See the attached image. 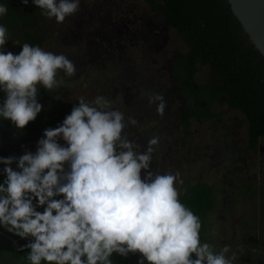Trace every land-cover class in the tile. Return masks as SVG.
<instances>
[{
  "label": "clouds",
  "instance_id": "1",
  "mask_svg": "<svg viewBox=\"0 0 264 264\" xmlns=\"http://www.w3.org/2000/svg\"><path fill=\"white\" fill-rule=\"evenodd\" d=\"M79 3L31 0L56 23ZM7 11L0 4V16ZM6 41L0 24V120L19 131L42 110L39 89L58 87L59 71L73 77L77 69L65 55L37 45L6 52ZM148 103L163 115L161 94ZM136 124L102 95L91 102L81 97L56 127L43 130L35 151L0 156V230L26 241L18 248L27 249V264H114V254L136 255V264H233L229 246L215 251L201 241L199 216L178 198L179 173L151 171L159 138L148 139L143 151L128 139L125 129Z\"/></svg>",
  "mask_w": 264,
  "mask_h": 264
},
{
  "label": "flooded vegetation",
  "instance_id": "2",
  "mask_svg": "<svg viewBox=\"0 0 264 264\" xmlns=\"http://www.w3.org/2000/svg\"><path fill=\"white\" fill-rule=\"evenodd\" d=\"M14 2L16 5H12ZM0 4L8 7L6 15L0 16V24L7 29L4 51L18 54L21 50L20 46L24 43L30 44V36L40 40L45 38L56 40L55 46L60 51L58 48L53 49V45L50 44L49 52L57 51L72 61L77 69L75 77L80 74H85L87 77L99 76L97 80L101 79L104 83L102 86L104 89L101 90L103 95L110 96L112 101L115 100L119 104H130L129 110L123 113L126 119L129 116L135 118L137 124L126 128L125 133L129 140L138 145L137 151H143L148 139L153 136L159 138L151 162L153 173H168L167 163L169 161L168 164H170L174 155L182 159L181 151L176 152L169 145L173 133L180 132L183 148L192 133L193 122L209 120L213 126L217 125L223 130V135L219 136L222 142L218 141V146L213 147L209 155L205 152L201 160L206 157L208 164L223 177L229 172L238 178L255 180L256 173L261 167L263 183L264 165L261 164L264 161V138L259 139L255 147L249 145L248 122L242 112L230 108L222 101L221 103H225L228 107L226 112L236 110L244 117V119L238 118L237 115L233 118L229 117L230 123L226 126L222 118L223 113L212 110V104L215 103L213 102L211 111L215 114L214 117L198 119L191 117L187 124L183 123L182 110L186 109L192 98H185L182 94L174 68L181 65L188 47L179 32L157 10L156 0H80L78 11L66 17L62 23H56L54 18H45L41 15V10L31 3L25 6L20 3V0H0ZM11 42H16L18 47L11 49L9 47ZM141 63H146L143 69H141ZM140 70L148 72V76L142 78ZM87 77L86 81H88ZM208 78L199 83H204ZM60 79L57 78V80ZM130 88L133 89L129 91ZM52 90L41 89V93L38 92V102L42 98L51 97ZM44 92L47 93L44 94ZM153 94H161L164 98L163 115L157 114L155 103H148V97ZM4 98V94L0 93V102ZM54 104H58L56 99ZM42 114L40 112L36 119L31 121L32 124H29L35 126V129L27 128L28 132L29 130L33 132L31 135L40 130L41 127L38 124ZM56 116L50 113L47 118L42 119V121L47 119L49 122L48 126L44 122L46 125L44 129L59 122ZM244 120L245 127H243ZM8 125H11L10 121L0 120V135L12 134L15 131ZM20 131H24V128ZM6 143L7 141L1 146V150ZM23 145L27 150L33 148L28 138ZM7 148L4 147V149ZM199 181L205 182L197 180L194 183ZM187 184L189 183L185 182L180 190ZM7 241L9 246V240ZM241 245L233 246V250H236L235 260L244 264L259 262V257L262 256L257 255L259 253H256L255 240L252 237L249 243L245 242ZM0 247L2 248L0 258H2L3 250L7 247L3 244H0ZM244 252L255 253V259L251 257L250 260L248 255L245 258ZM131 256L136 264V255H129L126 262L131 260ZM226 256L229 257V254Z\"/></svg>",
  "mask_w": 264,
  "mask_h": 264
},
{
  "label": "rangeland",
  "instance_id": "3",
  "mask_svg": "<svg viewBox=\"0 0 264 264\" xmlns=\"http://www.w3.org/2000/svg\"><path fill=\"white\" fill-rule=\"evenodd\" d=\"M29 3H31V0ZM12 5H16V2L12 3ZM30 12L32 13L31 10ZM29 43L30 45L40 46L45 51H49V47H51L50 44L53 45V49L58 48L55 46L57 43L56 40L53 41L52 39L45 38L40 40L30 36ZM177 43L178 42H176V44ZM9 47L15 49L18 45L16 42H11ZM180 47H182V45H180ZM58 51H60L59 48ZM54 54H59V52L56 51ZM132 55L134 56V54ZM144 65H146V63L140 64V66H142L141 69H143ZM139 73L142 78L149 74L142 70H140ZM209 73L208 66L200 67L195 75L196 82H202L207 77H210L211 75ZM86 77L85 74H80L76 77H67L62 72H58L57 78H61L60 80H62L63 83L52 90L51 97L39 100V103L42 105V119L44 117L47 118L50 113H54L55 116L57 115L56 120H59V122L57 121L55 124L50 125L49 128L56 127L63 118L70 113L71 108L78 104L81 97H83L85 102H91L95 97L101 95L106 97L101 92V90L104 89L102 87L104 83H102L103 81H101V79L97 80L99 76L90 75V77H87L88 81H86ZM214 80L218 81L219 78L214 76ZM131 89L133 88H130L129 91H131ZM40 90L41 88L38 92L41 93ZM106 98L111 101V106L113 108L122 112L126 113L130 108V104L128 103L122 105L115 102V100L112 101L110 96ZM55 99L58 102L57 105L54 104ZM212 110L214 112L223 113L222 118L225 120L226 126L230 123L229 117L233 118L237 115L238 118L244 119L243 115L236 110L226 112L228 107L225 103H213ZM42 119H40L38 124L41 128L39 131L34 132V135H31L32 131H27V128L30 129V127H33L29 125L32 124V122H29L24 127V131H17L12 125H8L10 129L12 128L15 131L11 134L9 130H6L10 134L0 135V156L6 157L9 156L10 153L15 156L21 155L27 150L23 149L25 147L23 146V143L27 141V138L33 147L27 151H35L36 141L42 136L44 126L46 127V125L49 124L47 119H45V121H42ZM44 122H46V125ZM245 126L246 121L244 120L243 127ZM33 128L35 129V126ZM179 134L180 132H176L171 135L172 137L169 145L171 148L175 149L176 152L178 150L181 151L182 159L174 155L172 156L170 164H168L169 161L167 163L168 173H179V178L183 181L182 184L177 183L175 185L178 192L185 182L194 183L197 180H203L206 183L211 184L214 189L215 205L213 211L209 215V225L206 230V232H208L205 233L202 242L212 244L215 251H219L225 245L229 246L230 251L226 254H229L230 257L232 255L231 253L236 252V250H233L234 245L240 246L241 244L244 245L245 242L249 243L250 238L252 237V239L255 240V248L257 249L256 253H259L257 255L262 256L258 257L262 264H264V186L262 183L261 167H259V172L256 173L257 177L255 180H249L245 177L238 178L229 172L223 177L222 174L215 171V169L208 164L207 160H205L206 157L201 160V157H203L205 152L206 155H209L211 149L218 146V141H220L219 136L223 135L221 127L217 125L213 126L209 120L193 122L192 133L187 138L186 145L183 148L181 147V141L183 138L180 137ZM243 137H245L244 134ZM5 141H7L5 146L8 148L4 149V146L1 150V146ZM60 142L63 143V141ZM16 144H20L19 150H15ZM220 144L223 145L224 143ZM261 165H264V161ZM6 239L9 240V246ZM13 240H16L17 244H14L12 242ZM25 242L26 241L19 240L16 237H11L10 234L4 233L0 230V244L7 247L3 250L2 254L4 262L0 264H27L24 259L27 249H25V251H20L18 248L20 244H24ZM243 254L245 255V258L248 255L250 260L251 257H254V259L256 257V254L253 252H249L248 254L244 252ZM113 261L114 264H118L122 261L126 262L127 259L120 258L114 254ZM237 263L242 264L237 260L233 261V264ZM245 264L251 263L245 262Z\"/></svg>",
  "mask_w": 264,
  "mask_h": 264
},
{
  "label": "trees",
  "instance_id": "4",
  "mask_svg": "<svg viewBox=\"0 0 264 264\" xmlns=\"http://www.w3.org/2000/svg\"><path fill=\"white\" fill-rule=\"evenodd\" d=\"M156 1L157 10L188 47L181 65L174 68L182 94L192 98L182 110L183 123L191 117H214L211 104L223 101L243 113L248 122V143L255 147L264 138V58L244 33L227 0ZM200 66H208L211 76L197 84L195 74ZM179 193L180 202L199 216L203 241L215 205L213 186L201 181L189 183ZM130 258L118 264H134ZM3 261L0 258V263ZM256 264L262 263L259 260Z\"/></svg>",
  "mask_w": 264,
  "mask_h": 264
},
{
  "label": "water",
  "instance_id": "5",
  "mask_svg": "<svg viewBox=\"0 0 264 264\" xmlns=\"http://www.w3.org/2000/svg\"><path fill=\"white\" fill-rule=\"evenodd\" d=\"M250 42L264 58V0H227Z\"/></svg>",
  "mask_w": 264,
  "mask_h": 264
},
{
  "label": "crops",
  "instance_id": "6",
  "mask_svg": "<svg viewBox=\"0 0 264 264\" xmlns=\"http://www.w3.org/2000/svg\"><path fill=\"white\" fill-rule=\"evenodd\" d=\"M19 146H20V145H17L15 150H19ZM23 146H24V145H23ZM23 149H25V147H24ZM10 155H12V154L10 153ZM6 240H7V239H6Z\"/></svg>",
  "mask_w": 264,
  "mask_h": 264
}]
</instances>
